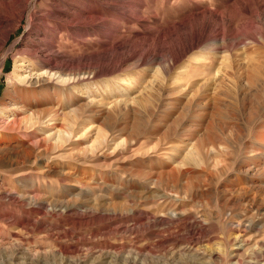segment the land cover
I'll list each match as a JSON object with an SVG mask.
<instances>
[{"label":"rangeland","instance_id":"374dc122","mask_svg":"<svg viewBox=\"0 0 264 264\" xmlns=\"http://www.w3.org/2000/svg\"><path fill=\"white\" fill-rule=\"evenodd\" d=\"M113 2L128 20L107 11L110 35L52 49L113 75L41 69L26 16L0 31V146L33 152L0 167V264H264V0Z\"/></svg>","mask_w":264,"mask_h":264},{"label":"bare ground","instance_id":"6f19581e","mask_svg":"<svg viewBox=\"0 0 264 264\" xmlns=\"http://www.w3.org/2000/svg\"><path fill=\"white\" fill-rule=\"evenodd\" d=\"M128 6L129 5L127 3L119 4V5L114 4L113 0H103L102 3H100L99 0H43L42 3L39 2V0H0V31L4 29L5 26H9L11 22H14L16 27H19L26 16L28 18V25H27L28 32H32L36 30L39 33L43 34L41 40L48 42L47 44L50 43L49 51L50 53L52 52L51 56H48L47 59L39 60L37 62L38 63L37 65L40 66L41 69L56 71L61 75L74 77V78L81 75L80 71L83 68H91L92 74L95 76L113 75V73H116V70L118 68V66L116 67V65L114 66L112 64L114 62L113 59H108V61L101 64H97L96 62H92V61L90 62L88 60L89 61L88 67L86 66L87 64L80 66L77 62H76L77 64L75 63L71 64L72 62L70 63L69 59L63 57L59 53L60 51L57 52L56 50L55 52L52 49L55 48L57 40L64 32H66L67 34H71V33L75 34V33H84V32L88 33L93 31L95 33L108 32V35H110V31L108 30L111 28L110 26L111 20L104 18L106 14H109V12L107 11L117 12L119 15L122 16V21L126 22L128 20V16L126 12ZM14 31L15 30L12 29L8 31L5 37V42L10 38L11 34ZM203 41H204V36H202V33L197 34L194 38H192L190 41L185 43L183 48L177 54L173 55L172 60L171 59L170 60L174 64L179 62L183 57L186 56V54H188L190 51L194 50L198 45L203 43ZM122 49L124 48L122 47ZM150 56L151 53L143 56L142 53H140V51H136L134 52L131 58L132 59L139 58L140 62L145 64L146 62H148V58ZM127 60L128 58H126L125 54H123V57H120V66L122 67ZM37 90H38L37 86L36 87L34 86L31 87V89L28 91L29 93H31L30 94L31 96L32 95L35 96ZM30 102L31 101L28 100L24 101L22 102L21 107H19V109L11 110L12 113L11 116L13 119H11L12 121L5 125L4 127L5 133L11 131L12 132L21 131V128H23L22 124H24V122L27 123L28 120L30 121V118H28L29 116H26L29 111V107H31L29 104ZM6 108L7 107H5V109ZM36 112L39 113V111ZM37 113H35V115ZM6 140L9 141L8 138H5L3 136L0 139V145L6 143ZM26 142L27 141L24 140V142H21V144L25 145ZM28 142L29 143L27 144L34 148H38V149L46 148L44 142L43 143L42 142L30 143V141ZM17 144L20 143L18 142ZM10 148H11L10 146L9 147L0 146V167H3L4 165L2 164L4 161L3 159H5L7 155L10 156L14 155V157L9 158L11 161L8 162V165H10L12 162H14V165H18L19 164L18 159L24 158V156L31 158L33 155V152L30 151L29 148L23 150V152L25 153L24 155H21L20 151H17L16 149L11 150ZM12 166L13 163L10 165V167Z\"/></svg>","mask_w":264,"mask_h":264}]
</instances>
